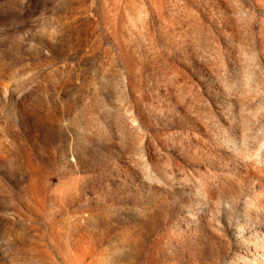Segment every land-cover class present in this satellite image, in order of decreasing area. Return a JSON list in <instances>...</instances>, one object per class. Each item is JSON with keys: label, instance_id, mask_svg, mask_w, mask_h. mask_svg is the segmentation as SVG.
<instances>
[{"label": "rangeland", "instance_id": "374dc122", "mask_svg": "<svg viewBox=\"0 0 264 264\" xmlns=\"http://www.w3.org/2000/svg\"><path fill=\"white\" fill-rule=\"evenodd\" d=\"M0 264H264V0H0Z\"/></svg>", "mask_w": 264, "mask_h": 264}]
</instances>
